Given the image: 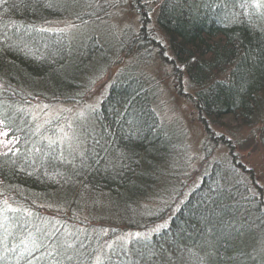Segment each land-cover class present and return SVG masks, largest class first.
I'll return each mask as SVG.
<instances>
[{
    "label": "trees",
    "instance_id": "16d2710c",
    "mask_svg": "<svg viewBox=\"0 0 264 264\" xmlns=\"http://www.w3.org/2000/svg\"><path fill=\"white\" fill-rule=\"evenodd\" d=\"M68 9L58 0H0V123L16 141L0 152V264H264L263 245L250 243L264 234V198L242 165H212L163 225L97 262L99 229L41 211L35 199L74 210L96 195L127 211L155 193L176 158L152 86L127 71L109 84L74 155L44 138L57 119L40 130L30 102L78 101L107 66L95 37L77 43L49 26ZM157 22L204 118L235 114L261 123L264 136V0H159ZM144 29L140 42L151 40Z\"/></svg>",
    "mask_w": 264,
    "mask_h": 264
},
{
    "label": "rangeland",
    "instance_id": "374dc122",
    "mask_svg": "<svg viewBox=\"0 0 264 264\" xmlns=\"http://www.w3.org/2000/svg\"><path fill=\"white\" fill-rule=\"evenodd\" d=\"M58 7L69 9L54 17L51 28L70 33L77 43L93 36L109 54L102 67L107 66L85 84H90L89 87L81 88L78 101H47L36 97L30 102L34 110L28 109L40 130L57 119L52 121L54 127L51 126L48 130L51 133L44 134V138L70 156L74 155L95 125V111L109 84L127 71L143 75L152 86L153 106L173 137L176 158L166 169L155 193L127 211L113 209L103 195L85 197L74 210L58 209V206L55 209L52 206L55 203L35 199L46 216L61 218L65 213L71 228L84 225L83 220L93 231L99 229L102 240L95 256L97 262L129 245L134 236L148 234L163 225L215 163L226 167L242 165L245 170L241 174L252 184L251 190L260 186L264 198L261 123L249 125L235 114L204 118L193 98L195 87L184 67L174 62L169 40L158 25L159 0H58ZM146 10L148 15L144 13ZM144 27L151 40L140 42ZM15 142L0 123V152L13 149ZM146 219L154 222L148 221L141 228ZM259 236L257 242L256 238L250 242L256 249L258 245L264 247V234Z\"/></svg>",
    "mask_w": 264,
    "mask_h": 264
},
{
    "label": "bare ground",
    "instance_id": "6f19581e",
    "mask_svg": "<svg viewBox=\"0 0 264 264\" xmlns=\"http://www.w3.org/2000/svg\"><path fill=\"white\" fill-rule=\"evenodd\" d=\"M108 60H105V62H107Z\"/></svg>",
    "mask_w": 264,
    "mask_h": 264
}]
</instances>
